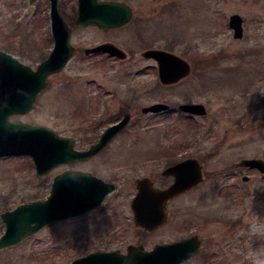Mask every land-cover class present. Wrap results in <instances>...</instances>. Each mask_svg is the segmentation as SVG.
Instances as JSON below:
<instances>
[{"label": "rangeland", "instance_id": "obj_1", "mask_svg": "<svg viewBox=\"0 0 264 264\" xmlns=\"http://www.w3.org/2000/svg\"><path fill=\"white\" fill-rule=\"evenodd\" d=\"M124 1L143 23L116 29L78 25L77 0H59L72 27L74 54L48 76L30 111L12 115L70 135L83 147L129 112L126 129L107 145L109 161L97 169L117 186L101 208L54 221L0 249V264H69L90 250L125 252L129 244L149 249L191 234L200 240L198 252L180 264H264V174L235 165L243 157L264 158V0ZM234 12L243 17L241 37L228 24ZM102 41L128 55L85 53ZM52 43L49 0H0V49L35 68ZM147 47L183 56L190 72L162 83L155 60L140 54ZM156 101L170 109L142 111ZM188 101L203 102L206 112L194 117L179 110ZM163 153L199 157L203 179L169 201L168 219L147 230L135 224L130 199L135 177L152 172L149 177L160 182L161 166L149 158ZM65 169L68 163H60L37 174L28 156L0 157V213L45 197L53 176Z\"/></svg>", "mask_w": 264, "mask_h": 264}, {"label": "water", "instance_id": "obj_2", "mask_svg": "<svg viewBox=\"0 0 264 264\" xmlns=\"http://www.w3.org/2000/svg\"><path fill=\"white\" fill-rule=\"evenodd\" d=\"M50 28L53 45L47 56L35 68L20 61L12 53L0 49V156L25 153L31 156L37 174H45L60 163L80 160L103 148L129 121L130 114L108 125L99 139L86 150L74 148L70 136L61 135L40 123L11 120L10 115L25 113L35 105L36 95L47 84L49 74L61 70L72 57L75 47L70 42L72 27L60 11L59 0H49ZM131 17V6L124 0H77L75 23L95 24L102 29L120 26ZM243 17L234 12L229 16V26L235 37L243 35ZM103 51L118 58L126 51L112 41L85 47V53ZM156 60L158 76L162 83L178 81L190 72L191 64L183 56L163 48H148L142 53ZM169 107L165 102H155L142 110L159 112ZM179 108L204 114L202 102H183ZM235 165L258 168L264 173V158L243 157ZM163 172L172 174L173 181L165 188L152 184L148 176L137 179V192L131 199L134 221L137 226L153 230L166 221V202L176 194L195 186L203 179L202 165L196 157H188L166 167ZM249 179L248 175L242 176ZM115 185L87 171L62 170L53 176L46 197L23 202L1 213L5 231L0 235V249L21 241L41 227L58 220L83 214L99 205ZM200 240L196 234L156 243L151 249L142 244H129L125 252L120 249L94 250L72 259L70 264H180L194 257Z\"/></svg>", "mask_w": 264, "mask_h": 264}, {"label": "flooded vegetation", "instance_id": "obj_3", "mask_svg": "<svg viewBox=\"0 0 264 264\" xmlns=\"http://www.w3.org/2000/svg\"><path fill=\"white\" fill-rule=\"evenodd\" d=\"M130 22H135V23H139V24H141V23L144 22V20L140 19V18L137 16V13H136L135 9H134L132 6H131V18H130V20H129L127 23H125L124 25H121V26H118V27H113V28L116 29V28H119V27H123V26L127 25V24L130 23ZM113 28H109V29H113ZM148 48H151V47L143 48V50L140 52V54L142 55L143 51L146 50V49H148ZM94 53H103V54L109 55L110 57L116 58L115 56H112V55H110V54H108V53H106V52H94ZM128 53H129V52H128ZM91 54H93V53H91ZM127 55H128V54H127ZM129 55H130V54H129ZM142 56H143V55H142ZM143 57H144V56H143ZM145 58H147V57H145ZM117 59H118V58H117ZM147 59H152V58H147ZM52 74H53V73H52ZM48 81H49V78H48ZM165 103H167V102H165ZM167 104H169V103H167ZM179 104H180V103H179ZM179 104H178V108H179ZM148 105H149V104H148ZM144 106H147V105H144ZM144 106H142V107H144ZM168 109H170V107H169ZM168 109H166V110H168ZM30 110H31V109H30ZM30 110H29V111H30ZM179 110H181V109H179ZM181 111H182V110H181ZM149 112H150V111H149ZM182 112H184V113H186V114H189V115H191V116H194V117L196 116V114H191V113H188V112H185V111H182ZM125 113H126V112H124L123 115H124ZM123 115H122V116H123ZM122 116H121V117H122ZM121 117L117 118V119L114 120V121L109 122L107 125H109V124H111V123H113V122H115V121H118ZM12 118H13V117H12ZM130 119H131V115H130V117H129V121H128V123L122 128L121 131H123L124 129H126V126H127V125L129 124V122H130ZM107 125H106V126H107ZM106 126H104L103 128H100V129H99V131H98L97 134H96V138H95L94 140H92V141H91L90 143H88L86 146H83V147H77V146H76V149H77V150H86V149L89 147V145H90L91 143L95 142V141L98 139V137L100 136V133L102 132V130H103ZM121 131H120V132H121ZM120 132H118L116 135H118ZM116 135H114V137L110 140V142L115 138ZM110 142H108V144H109ZM108 144H107V145H108ZM107 145H106L105 147H103V148H100V149L96 150L95 153H93L92 155L86 157L85 159L74 160V161H73V160H69V161H68V171H72V170H82V171L90 172L91 174H93V175H95V176L101 178L102 180H104V181H106V182L113 183V184L115 185V188H116L117 185H116V182L114 181V179H105V177H103L101 174H99V173L97 172L98 166H99V164H102V161H105V162L109 161V158H108L107 156L109 155L108 152H110L111 149H110L109 147H107ZM179 156H180V155H179L178 153H163V154L156 155L155 157H151V158H149V162H151V163H153V164H158V165L161 166V167H158L159 169H161V170H160V174H161L160 182H157V181L154 180L152 177H149V175H150L152 172H150L149 174H144V175H142V176H140V177L148 176V177L150 178V180L152 181V184H153L155 187H158V188H165V187H167V186L173 181V175H172V174H165V173L163 172V169H164V168H166V167H168V166H170V165H172V164H174V163H176V162H179V161H181V160H183V159H185V158H188V157H196V158H198V159H199V162H200V164H201V159H200L199 157L195 156V155L192 154V153L183 154V155H181V157H179ZM88 163H92V165L85 166V165L88 164ZM201 165H202V164H201ZM162 168H163V169H162ZM140 177H139V176L135 177V185H134V187H135V191H134V193H132V195H131V199H132V197H133V196L136 194V192H137L136 181H137V179L140 178ZM112 178H114V177H112ZM115 188H114V190H115ZM189 189H191V188H189ZM189 189H187V191H188ZM114 190L108 192V193L106 194V196H107L108 194H110L111 192H113ZM183 192H184V191H182V192L176 194L175 196H173L172 198L168 199L167 202H166V204H168L169 201H172V200L177 199L181 194H183ZM106 196H105L104 200L102 201V203H100L98 206L92 208V209L89 210L88 212H90V211H94V210H97V209L101 208V207L103 206V204L105 203V201H106V200H105V199H106ZM131 199H130V202H131ZM130 207H131V205H130ZM166 207H167V205H166ZM88 212H86V213H88ZM86 213H84V214H86ZM81 215H83V214H81ZM168 215H169V213H168ZM167 219H168V217H167ZM163 223H164V222H163ZM191 235H192V234H191ZM188 236H189V235H188ZM185 237H186V236H185ZM182 238H184V237H182ZM162 242H163V241H162Z\"/></svg>", "mask_w": 264, "mask_h": 264}, {"label": "trees", "instance_id": "obj_4", "mask_svg": "<svg viewBox=\"0 0 264 264\" xmlns=\"http://www.w3.org/2000/svg\"><path fill=\"white\" fill-rule=\"evenodd\" d=\"M32 46V45H31ZM31 50H33V49H31Z\"/></svg>", "mask_w": 264, "mask_h": 264}]
</instances>
